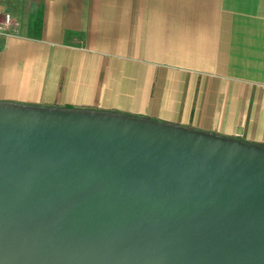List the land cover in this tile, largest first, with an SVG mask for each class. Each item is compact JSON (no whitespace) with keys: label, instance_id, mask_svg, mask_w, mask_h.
Instances as JSON below:
<instances>
[{"label":"water","instance_id":"obj_1","mask_svg":"<svg viewBox=\"0 0 264 264\" xmlns=\"http://www.w3.org/2000/svg\"><path fill=\"white\" fill-rule=\"evenodd\" d=\"M0 264H264V146L0 102Z\"/></svg>","mask_w":264,"mask_h":264},{"label":"crops","instance_id":"obj_2","mask_svg":"<svg viewBox=\"0 0 264 264\" xmlns=\"http://www.w3.org/2000/svg\"><path fill=\"white\" fill-rule=\"evenodd\" d=\"M0 102L264 146V0H0Z\"/></svg>","mask_w":264,"mask_h":264},{"label":"built area","instance_id":"obj_3","mask_svg":"<svg viewBox=\"0 0 264 264\" xmlns=\"http://www.w3.org/2000/svg\"><path fill=\"white\" fill-rule=\"evenodd\" d=\"M17 35L18 29L12 22V16L8 13L4 14L0 20V35Z\"/></svg>","mask_w":264,"mask_h":264}]
</instances>
